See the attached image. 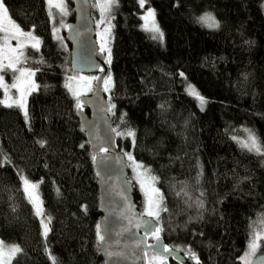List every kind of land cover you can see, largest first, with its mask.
I'll return each instance as SVG.
<instances>
[{
    "label": "trees",
    "instance_id": "16d2710c",
    "mask_svg": "<svg viewBox=\"0 0 264 264\" xmlns=\"http://www.w3.org/2000/svg\"><path fill=\"white\" fill-rule=\"evenodd\" d=\"M3 2L40 43L27 47L36 69L27 118L0 103V239L22 250L11 264H104L94 156L68 88L71 45L56 36L47 0ZM66 5L71 21V0ZM144 6L154 10L162 36L154 39L143 26ZM144 6H111L107 95L118 146L133 157L129 172L140 164L156 178L167 209L156 220L169 247L203 264H243L264 216V154L237 139L249 129L264 148V0ZM206 15L218 26L202 23ZM190 85L203 96L202 107ZM22 176L40 181L46 236Z\"/></svg>",
    "mask_w": 264,
    "mask_h": 264
},
{
    "label": "water",
    "instance_id": "95a60500",
    "mask_svg": "<svg viewBox=\"0 0 264 264\" xmlns=\"http://www.w3.org/2000/svg\"><path fill=\"white\" fill-rule=\"evenodd\" d=\"M71 2L74 17L68 24L66 39L71 45L72 72L97 73L92 92L79 99L81 107L77 108V115L90 152L95 157L99 210L102 214L99 231L105 237L99 247L104 264H148L152 254L185 261V253L169 247L161 233L159 241L145 235L146 231L160 226L155 218L140 212L135 187L129 177L128 158L117 143L109 113L110 102L104 88L111 67L97 41L92 1ZM138 224L140 227H137ZM165 247L168 252L164 251ZM261 257L264 253L255 256L252 264H264Z\"/></svg>",
    "mask_w": 264,
    "mask_h": 264
},
{
    "label": "rangeland",
    "instance_id": "374dc122",
    "mask_svg": "<svg viewBox=\"0 0 264 264\" xmlns=\"http://www.w3.org/2000/svg\"><path fill=\"white\" fill-rule=\"evenodd\" d=\"M47 3L49 6V9H50V12L52 14V20L54 21L53 22L54 23V31H55L56 36L59 38V40L62 42V44H66V43L69 44V42L66 39V31L68 29V24L70 22L71 12H70V8L66 5V0H51V4L49 3V0H47ZM57 3H61L63 5V11H61L60 8H57L54 6ZM105 4H106V0H93V5H94V8H95L96 13H97L96 16L94 17L95 22H96V29H97V35H96L97 41H98L100 50L106 54V58L109 60V57H110V51H109L110 32H111V28H112V24H113L112 23L113 18H112V14H111V7L105 9L103 7ZM144 5H145V3H144ZM148 10H152L154 13V17L149 18V26L151 25V20L154 19L155 25L159 28L154 10L147 7V6H144L143 26L145 25L144 17L146 16V13L148 12ZM8 15L12 21H14L17 25H19L10 16L9 12H8ZM20 29H21V27H20ZM21 30H23V29H21ZM23 31L24 32H31L32 36H34V33L31 30H23ZM150 32H152V31H150ZM152 33H154V32H152ZM154 34L156 36H160L159 33H154ZM21 42L24 44V48L22 49L24 55L20 58V63L16 64V68L17 69H24L26 71V73L31 72L32 75L29 76V75L25 74L23 77H20L19 71L14 72L11 69L5 68L3 70H0V76H2V78H3L2 83L9 86L7 91H8V95L11 97L12 100L19 98L21 90L25 91V94H26L25 106H26L27 115H28V98H29V95L31 94V92L36 88V82H35L36 69L32 66L33 60L31 58V56H29L27 53V49H28L27 47H31L32 43H35V41L34 40H28V39L22 37ZM10 44H11V47H15L17 44V41L15 39H12L10 41ZM5 55L8 57H13V59H14L13 54L10 52L5 53ZM3 63L7 64L8 59H4ZM17 77H20L19 80L16 79ZM93 77L96 78L97 73L72 72L71 76L68 78V88L76 100H79L82 95L90 94L92 92V90L94 88L95 80H96V79H92ZM14 80H15V83L18 84V86H19L18 88L10 87L13 84ZM106 80H108V79H106ZM104 86L106 87V85H104ZM109 86H110V81L107 85V89H109ZM195 89L199 93V95L202 96L201 93L198 91V89L197 88H195ZM106 92H108V90ZM74 93H76L78 95H74ZM4 99H5V89L0 87V100H4ZM8 102L10 103L11 100H9ZM21 110L25 114L24 109H21ZM250 135L255 137L256 141L258 142V144L261 147V153H259V154H264L263 146L261 145L257 136L253 132H251V130L244 129L243 134L240 137H238L237 139H239L240 143L241 142H248ZM253 152H255V151H253ZM131 174H132L133 180L131 179ZM129 175H130V179H131L132 183H134L135 186L137 187V192L139 194L138 199H139L140 212L143 215H146V213H145L146 201H147L146 192L150 193L152 187H155V188H157V187L154 184L151 177L148 176L147 173H145L143 168H136L134 166L132 170L130 169ZM22 178H26L30 183L36 184L38 186L36 189L32 190L33 193L38 196V201L40 202V206L42 208V215H40L38 217L40 218V221H43L44 223H46L48 225V228H49L50 222H49L48 216L45 213V204H44V199H43L41 189H40V181L32 180L26 176H22ZM22 183H23V179H22ZM142 183H143V188H142ZM23 187H24V183H23ZM157 199H159V197H157ZM32 206L36 212V208L34 207L33 204H32ZM261 219L262 220L259 221V226L261 229H264V216H262ZM41 224H42V222H41ZM42 229L44 232L43 224H42ZM261 229L258 231H261ZM150 239H153V237L151 236ZM0 241H2V240L0 239ZM3 244L5 246H8V247L14 246V244L6 245L4 242H3ZM15 246H17V245H15ZM262 253H264V240L261 241V247L255 256L262 254ZM255 256L251 257L250 259L252 260ZM162 262H163V258L161 256L152 254V257L149 260L148 264H162Z\"/></svg>",
    "mask_w": 264,
    "mask_h": 264
},
{
    "label": "snow or ice",
    "instance_id": "6c2138e0",
    "mask_svg": "<svg viewBox=\"0 0 264 264\" xmlns=\"http://www.w3.org/2000/svg\"><path fill=\"white\" fill-rule=\"evenodd\" d=\"M116 0H106V4L103 6L105 9L110 8L112 4H114ZM49 3L51 4V0H49ZM139 3L141 7L144 6L145 0H139ZM57 8H60L61 11H63V5L61 3H57L54 5ZM154 13L152 10H148L146 13L145 19V29L148 31H152L154 33H159V28L155 25L154 19L151 20V25L149 26V18H153ZM202 23L207 24L209 27H216L218 26L214 19L210 15H206L204 17L200 18ZM0 33H3V36H0V70H3L5 68L11 69L14 72L19 71L20 77H23L25 74L32 75L31 72H27L24 69H17L16 64L20 63V58L24 55L22 49L24 48V44L21 42V38H26L28 40H34L35 43H32L31 47L37 48L39 46L40 41L32 36L31 32H24L20 29L19 25H17L14 21H12L8 15V9L5 7L3 0H0ZM160 36H162V33H159ZM153 38H158L157 36H153ZM12 39H15L17 41V44L15 47H11L10 41ZM12 53L13 57H8L5 55V53ZM8 59V63L4 64L3 60ZM183 75V74H181ZM20 77H17L16 79L19 80ZM2 76H0V87L5 89V99L0 100V103L5 104L7 107H19L21 109H24L25 111V117L27 118V110H26V94L25 91H20V96L18 99L12 100L11 97L8 95V87L7 85L2 83ZM92 79H97L93 77ZM110 77L108 80H105L104 83L106 85L105 91H107V85L109 83ZM10 87L12 88H18L17 83H13ZM189 94L192 95L194 98L200 101L201 107L204 104V98L199 95V93L196 91V89L193 86H189ZM74 95H78L74 93ZM11 100L9 103L8 101ZM77 107H81V104L79 100L77 101ZM114 107V106H113ZM117 135H120V133H117ZM128 136L134 137V132L129 131L127 133ZM235 139V138H234ZM43 143V142H42ZM241 147L247 149L248 151H255L257 153H261V147L256 141L255 137L249 136L248 142H241ZM129 160H132L133 157L129 154L128 156ZM95 159V157H93ZM136 168H143V165L136 164ZM145 171H148L145 169ZM24 183V192L28 195L29 202L34 205L36 208V214L38 216L42 215V208L40 206V202L38 201V196L33 193L32 190L36 189L38 186L36 184L30 183L26 178H22ZM153 181L156 179L155 177L151 178ZM143 188V183H142ZM179 195V193H177ZM147 201H146V208L145 213L149 217L157 218L159 217V213L161 210L166 211L167 209H162L160 207L161 201L163 199L162 195L160 194V190L158 188L152 187L151 192H146ZM159 197V199H157ZM44 227V234L47 235V232L49 231L48 225L41 221ZM147 223V222H145ZM137 227H140L138 224ZM161 229L156 227L149 231H146L145 235H151L154 237L157 241L160 240V233ZM97 236L100 241H103L105 237L100 234L99 231V225L97 226ZM264 240V229H261V231H254L252 233V238L248 242V251L242 256L240 259L243 261V264H252L251 257L255 256L258 250L261 247V241ZM20 251H22L19 246H5L2 241H0V264H11V259ZM165 252H168L169 249L167 247L164 248ZM109 255H112L109 253ZM190 255L194 256V253H190ZM262 260H264V257H261ZM197 264H199V261L197 260Z\"/></svg>",
    "mask_w": 264,
    "mask_h": 264
},
{
    "label": "flooded vegetation",
    "instance_id": "af4514ba",
    "mask_svg": "<svg viewBox=\"0 0 264 264\" xmlns=\"http://www.w3.org/2000/svg\"><path fill=\"white\" fill-rule=\"evenodd\" d=\"M185 255H186V260L185 261H180V260H177L173 257L169 258V259H166V258H163V262L162 264H164L165 261H167L168 263L167 264H197V260L199 261V264H203V262L201 261V259L194 255H190L191 252H184Z\"/></svg>",
    "mask_w": 264,
    "mask_h": 264
}]
</instances>
